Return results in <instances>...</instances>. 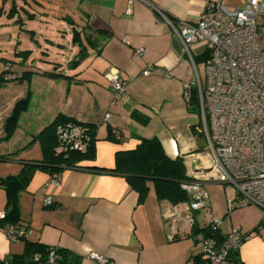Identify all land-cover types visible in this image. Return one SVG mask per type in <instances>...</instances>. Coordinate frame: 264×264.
I'll return each instance as SVG.
<instances>
[{
	"label": "crops",
	"instance_id": "1",
	"mask_svg": "<svg viewBox=\"0 0 264 264\" xmlns=\"http://www.w3.org/2000/svg\"><path fill=\"white\" fill-rule=\"evenodd\" d=\"M207 1L57 0L64 12L61 22L42 25L45 32L54 31L50 27L55 26L54 39L45 34L43 40L32 41L15 33L13 26L10 30L9 22L22 13L14 3L13 11L2 13L14 17L0 26V58L6 60L0 63V72L8 69L15 74L31 73L27 79H17L24 88L0 98V116L29 92L27 108L17 122L22 131L17 148L62 113L96 124L94 160L88 164L101 168H112L115 152L135 147L141 137L156 136L170 158L181 157L184 161L188 154L198 152L200 134L190 127L196 119L182 88L183 82L194 77L193 69L180 39L162 14L171 21L196 23ZM219 1L228 8L243 3ZM40 9L44 16L48 15L46 6ZM74 31L79 33L80 43L71 39ZM12 44L14 48L8 47ZM81 45H85L86 54L72 65ZM30 46L37 47L41 54H29ZM137 46L145 48L141 55L134 53ZM191 52L199 60L206 46L197 44ZM9 53L13 58L8 57ZM146 68L152 69L146 72ZM115 69L124 79L125 93L113 103L106 74ZM45 72L66 76H49ZM105 112L110 113L108 122L103 119ZM114 132L119 141L112 139ZM18 152L19 160H10L9 168L0 165V176L16 174L21 168L20 160L41 158L37 140ZM7 153L0 147V156ZM49 179L44 169L33 172L18 198L20 221L28 226V240L68 248L82 256L81 264H100L89 258L91 252L105 255L111 264H202L203 260L194 256L200 254L196 237L204 233L194 232L192 227L196 225L200 230L215 215L223 219L227 214L226 200L234 195L232 189L219 202L215 193L218 184L207 183L208 209L194 211L191 226L184 218L186 202L158 200L151 183L146 199L138 203L137 192L129 187L124 175L115 172L69 168L61 171L57 184H49ZM5 195L1 188L0 209L5 208ZM48 195L52 203L46 206ZM248 208L253 209V216L245 217L241 209L231 221V225L239 224L243 234L236 257L240 264H264V217H260L255 205ZM23 245L22 240L10 241L0 229V264H9L7 259L21 253Z\"/></svg>",
	"mask_w": 264,
	"mask_h": 264
},
{
	"label": "built area",
	"instance_id": "2",
	"mask_svg": "<svg viewBox=\"0 0 264 264\" xmlns=\"http://www.w3.org/2000/svg\"><path fill=\"white\" fill-rule=\"evenodd\" d=\"M162 16L189 57L194 77L183 82V97L190 105L195 95L200 120L190 127L207 141L205 148L188 154L183 161L186 177L180 186L189 197L183 205L186 222L192 226L193 212L208 209L206 184L210 182L233 185L234 195L225 204L227 214L244 205L258 206L264 212V48L258 45L259 29L264 25V0H243L235 8L208 0L196 23ZM197 44L206 46V54L198 62L191 52ZM144 51V46H137L134 53L141 55ZM106 78L112 88L111 102H117L125 93L124 79L117 69ZM103 119L108 122L110 113L105 112ZM89 141L83 125L68 122L58 126V152H86ZM48 183L57 184L58 177L51 175ZM51 203V196H46L44 204ZM5 216V210L0 209V220ZM210 224L220 228L221 218L212 216ZM0 229L10 241L27 236L29 231L24 223ZM242 238L239 224L231 225L226 241L220 245L211 238L196 237L202 264H234L228 253ZM88 256L100 264H111L103 254L91 252ZM49 261H53V252Z\"/></svg>",
	"mask_w": 264,
	"mask_h": 264
},
{
	"label": "trees",
	"instance_id": "3",
	"mask_svg": "<svg viewBox=\"0 0 264 264\" xmlns=\"http://www.w3.org/2000/svg\"><path fill=\"white\" fill-rule=\"evenodd\" d=\"M73 42H81V37L77 31L72 34ZM85 45H81L77 58L71 64L76 65L86 54ZM27 52V50L25 51ZM206 54V52H205ZM205 54L200 58H204ZM196 59L195 61H200ZM31 71H26L25 74H15L8 69L0 72V86L8 80L27 79ZM47 75H63L55 72H45ZM10 75H13L12 77ZM29 101V92L23 98L16 100L8 120L5 122V128L11 132L16 127L19 114L26 110ZM189 105V104H188ZM197 107L195 95H192L189 107ZM68 122L83 125L90 136L89 146L86 152L71 150L68 152H58L57 146V131L58 126ZM96 124L81 122L71 116H66L62 113L57 114L54 119L32 136L31 140L25 144L32 143L37 140L41 148V158L37 160H20L21 168L13 175H5L0 177V187L5 191V208L6 216L0 220V228L16 223H24L20 221L18 198L20 193L26 188L33 172L36 169H44L49 172V175H55L59 178L60 173L64 169H99L101 171L115 172L124 175L129 187L134 189L138 194V203L143 202L149 192V183H151L156 197L160 201H167L171 204L187 202L188 194L180 186L182 180L185 179V165L181 157L170 158L166 155L160 140L156 136L141 137L135 147L126 150H117L115 152L114 166L112 168L98 167L88 164L94 160V142L96 133ZM110 137V136H109ZM112 139L119 141V136H115V132L111 133ZM85 166V167H84ZM193 231H202L205 237L213 239L217 245L223 244L226 241V235L220 231V228H213L208 224L197 229L193 225ZM18 240L24 242L21 253L13 254L7 259L9 264H81L82 256L72 250L57 246L46 245L38 241H30L27 236L20 237ZM17 240V241H18ZM50 252H53V261H49ZM236 248L230 249L228 256L234 264H240L236 257ZM194 259L202 261L200 254L194 256Z\"/></svg>",
	"mask_w": 264,
	"mask_h": 264
},
{
	"label": "rangeland",
	"instance_id": "4",
	"mask_svg": "<svg viewBox=\"0 0 264 264\" xmlns=\"http://www.w3.org/2000/svg\"><path fill=\"white\" fill-rule=\"evenodd\" d=\"M14 3H17L19 5V9L22 13H20V16H16L14 17L12 16H8L3 15V12H10L13 11V8H16V6H14ZM28 5L26 4V0H0V26H5V24H3L8 18H12V21L9 22V27L11 28L10 30L12 31V26L13 29L15 31V33H20L21 35H25L26 39L29 40H33V39H37V40H43L44 35H48L51 39H54V33H55V26H51L50 28L54 31H50V32H45V26L43 27L42 25H45L46 23L49 24H55L58 25L61 21H60V16L64 15V12H61L59 9V5L57 4V0H27ZM22 5H24V7L22 8ZM30 6V7H29ZM46 6V11L48 12L47 16H44V13H41V7H45ZM29 11V12H28ZM16 15L17 12H16ZM46 17V18H45ZM24 18L25 21L24 23H22L21 19ZM258 22L262 23V19L259 17L258 18ZM3 24V25H2ZM21 26V28L19 29V27ZM28 29H31L35 32L29 33ZM16 30H18L16 32ZM43 30V31H42ZM261 30V36L258 37V45L261 48H264V25L260 26ZM1 32V31H0ZM2 32H6V30H3ZM21 39V38H20ZM71 39H72V35H71ZM14 40V38H13ZM37 43V42H34ZM32 46V45H31ZM29 47L31 48L30 53L32 54V56H37L40 55L41 52L39 51V49L36 47ZM8 47L14 48V45H9ZM4 54H8V52L4 53ZM3 54V55H4ZM10 56L8 57H12V53H9ZM13 58V57H12ZM4 63V61L6 62V60H4L3 58H0V63ZM3 65L0 64V70L2 69ZM17 69V68H16ZM200 75L202 76V70H199ZM21 87H23V83L19 82L18 80H9V81H5L1 86H0V98H6L9 97L10 94L17 92ZM24 88V87H23ZM14 106V105H13ZM189 106V105H188ZM9 112H4L1 116H0V147L2 151H8L7 154H5L4 157L0 156V165H10L11 163L9 162L10 160H19V156L21 155V152L18 151H22L25 149V144H23V147L17 148L20 144V142L22 141V131L17 127V123H16V127L14 129H12L11 132H9L6 128H5V122L8 120L9 114H11V111ZM8 113V114H7ZM198 113L199 110L196 106H192V111L191 114L192 116H194V120L196 119V122H198L200 119L198 117ZM22 115V112L19 114L18 117V121H20V117ZM194 122V123H196ZM199 141L201 143V148H205L206 146V139L204 138V136L199 135ZM6 148L8 150H6ZM13 164V163H12ZM9 168V166H8ZM3 177V176H0ZM211 184H218L219 187H217L216 192L218 195L217 200L219 202H221V198L223 197V195H230L232 193V189L234 188L232 184L230 183H220V182H216V183H211ZM220 184V185H219ZM1 189V187H0ZM218 205V204H215ZM254 205H244V206H240V207H236L234 208L230 213L226 214V216L221 219V226H220V230L222 232H226L228 233L230 228H231V221H234V215H237L238 211H240L241 209L244 213H245V217L249 218L251 216H253L254 211L252 208H248V207H252ZM257 208H259L258 206H255ZM260 210V217H264V212H262V210L259 208ZM216 217H220L215 215ZM236 223L237 222H233Z\"/></svg>",
	"mask_w": 264,
	"mask_h": 264
}]
</instances>
